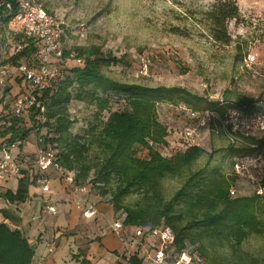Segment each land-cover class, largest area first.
Masks as SVG:
<instances>
[{
	"label": "trees",
	"instance_id": "obj_1",
	"mask_svg": "<svg viewBox=\"0 0 264 264\" xmlns=\"http://www.w3.org/2000/svg\"><path fill=\"white\" fill-rule=\"evenodd\" d=\"M15 11L13 3L8 9L0 0V28ZM202 17L214 42L230 43L226 22L239 17L236 0H215ZM12 37L11 46L0 47V65L30 64L37 48L35 41ZM70 56L79 58L80 62L67 64L66 59ZM61 57L58 62L61 75L49 79L39 91L38 105L30 108L28 127L10 112L9 99L12 96L8 86L0 87V145L16 138L25 141L31 130L38 133L43 128L45 133L39 135L41 144L54 149L56 161L64 170L75 172V185H86L89 189L84 181L91 167L85 162V156L90 148H96L101 158L94 166L90 179L92 187L101 197L110 195L112 209L123 214L125 226H168L174 234L170 255L184 249L192 252L191 246H196L199 254L205 255V240L228 243L232 249H237L249 236L264 232V218L259 216L264 194L254 191L248 196H230L229 189L234 186L236 175L225 173L221 165L210 166L216 151L207 152L202 146L193 145L179 147L163 156L155 148L156 145L168 146L167 127L158 118L159 104L176 106L183 103L196 111L215 109L220 116L229 107L254 113L263 112L264 105L245 95L234 100L208 101L178 86H147L115 80L105 75L103 69L119 63L127 64V59L105 52L97 44L78 45L71 49L62 47ZM72 101L82 102L94 110L83 134L70 132L76 121L68 111ZM3 121L10 123L6 126ZM243 139L248 145L264 144V137L253 135ZM141 149L147 151L145 157L138 155ZM251 149L249 146L235 148L232 143L228 146L231 157ZM20 154L17 157L20 158ZM203 155L207 156L206 166L190 171L173 195L164 199L160 191L162 178L182 174ZM21 174L16 190L4 193L11 202L25 201L28 185L35 182V174L29 173L28 169H22ZM261 185L264 186V178ZM132 194L142 195L149 203L146 206L125 204L124 198ZM33 255L34 251L22 232L8 222L0 221V264H30ZM137 261L134 262L137 264L139 259ZM258 264H264V257Z\"/></svg>",
	"mask_w": 264,
	"mask_h": 264
},
{
	"label": "rangeland",
	"instance_id": "obj_2",
	"mask_svg": "<svg viewBox=\"0 0 264 264\" xmlns=\"http://www.w3.org/2000/svg\"><path fill=\"white\" fill-rule=\"evenodd\" d=\"M35 1L71 25V30L62 41L64 49L97 44L103 51L127 59V64L119 63L104 68L103 72L108 77L147 86H178L208 101L234 100L239 95H245L264 105V0H236L239 17L226 22L231 38L227 45L214 42L202 21V14L210 9L215 0ZM80 23L85 26L83 37L76 31ZM245 54L255 56L252 65L243 64ZM66 63L74 64L75 61L70 56ZM6 85L9 94L15 93L20 87L19 80L14 78V68L8 74ZM9 102L10 107L12 97ZM68 111L71 118L76 120L70 132L83 134L92 119L93 108L72 101ZM157 113L159 120L167 127L168 146L164 148L156 145L155 148L161 155L167 156L180 147L182 129L188 123V117L168 104H159ZM22 124L30 126L29 119L23 120ZM40 133L44 134L45 129L42 128L38 133L31 130L25 141L35 144ZM254 136L264 137V134L255 133ZM240 137L232 139L217 117L201 129L200 146L207 152L216 151L210 166L221 165L225 173L234 175L228 146L232 143L235 148L248 147L245 139ZM146 154L145 149L138 152L140 157ZM100 158L101 153L96 148H90L85 156V162L91 167L84 181L90 186V195H98L90 179ZM18 159L23 169H35L32 153L25 160ZM206 162L207 156L203 155L182 174L162 178L160 191L163 198L169 199L188 173L204 168ZM233 187L236 192L234 196H248L255 191L253 183L237 176ZM109 198L110 195L102 197L110 204ZM124 202L146 206L149 200L142 195L132 194L125 197ZM261 203L259 216L264 218V200ZM33 207L34 204L28 200L20 208L21 213L24 208V211H32ZM26 215H22V221L27 227L26 233L33 237L38 230L37 222L29 227ZM116 215L120 216V212H116ZM191 247L192 253L196 255L194 264H258L264 257V232L249 236L237 249H232L228 243L207 240L203 242L205 255L199 254L196 246Z\"/></svg>",
	"mask_w": 264,
	"mask_h": 264
},
{
	"label": "built area",
	"instance_id": "obj_3",
	"mask_svg": "<svg viewBox=\"0 0 264 264\" xmlns=\"http://www.w3.org/2000/svg\"><path fill=\"white\" fill-rule=\"evenodd\" d=\"M3 6L11 9L12 3L16 7L13 16L3 28H0V47L11 46L12 36L32 38L36 43L35 57L30 64L25 62L12 66L9 63L0 65V87L7 82L10 70L14 68V78L20 81V87L12 93L10 112L12 115L28 120L30 108L38 105L37 95L44 89L49 79L61 75V69L57 60L62 57V38L71 30L67 20L58 14L47 10L35 0H2ZM76 31L80 37L84 36L85 26L77 24ZM80 62V59H74ZM255 62V56L245 54L243 64L250 66ZM19 86V85H18ZM264 107V106H263ZM188 117V123L182 129L183 141L180 147L193 145L200 146V130L205 128L215 117L221 120L224 130L232 139L253 136L255 133L264 134V111L247 113L237 108H226L220 116L212 109L201 111L192 110L185 104L175 106ZM43 120V117H41ZM10 121H3L8 125ZM39 137L35 143L34 164L35 183L39 186L42 195V212L46 215H54L55 206L50 202L48 194L50 185L47 177L49 168H54L63 175L68 182L74 184V171L64 170L56 161V154L52 147H44ZM24 141L16 138L13 141L0 145V183L10 178L21 175V164L15 153ZM251 151L239 153L231 158V171L234 175L246 178L255 185V192L264 194V186L261 180L264 178V144H249ZM75 185V184H74ZM77 190L85 192L86 185H75ZM234 187L229 189V195H235ZM97 210L92 204L82 209L85 217H93ZM123 214L120 213L113 222L112 228L121 237L126 236L129 241L137 245L135 253L140 255L145 264H194L195 254L189 249H184L176 255L169 254L174 241V234L168 226L158 225L153 227H133L122 222ZM41 222H43L41 220ZM132 229V228H131ZM129 234V235H128Z\"/></svg>",
	"mask_w": 264,
	"mask_h": 264
},
{
	"label": "crops",
	"instance_id": "obj_4",
	"mask_svg": "<svg viewBox=\"0 0 264 264\" xmlns=\"http://www.w3.org/2000/svg\"><path fill=\"white\" fill-rule=\"evenodd\" d=\"M34 151L35 144L28 140L15 153H21L20 158L25 160L30 153L34 156ZM28 170L29 173L35 171ZM46 174L50 185L48 197L56 208L54 215L41 211L43 194L35 182L28 185V195L23 202H11L4 196L7 190L12 193L16 190L20 177L0 183V221L18 228L28 239L34 251L30 264H136L138 259L137 264H145L135 253L137 245L114 232L112 222L117 215L108 202L99 195H90L89 187L85 192L77 190L52 167ZM28 200L34 204L33 210L24 211V208L21 213L20 208ZM89 204L97 210L93 217L82 214V209ZM23 214H27L29 227L37 222L38 230L33 237L26 233ZM131 228L129 234L133 231Z\"/></svg>",
	"mask_w": 264,
	"mask_h": 264
}]
</instances>
